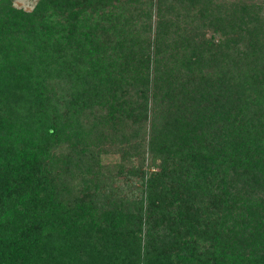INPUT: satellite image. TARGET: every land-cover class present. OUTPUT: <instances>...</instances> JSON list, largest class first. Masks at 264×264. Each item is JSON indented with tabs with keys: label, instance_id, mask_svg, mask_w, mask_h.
Segmentation results:
<instances>
[{
	"label": "trees",
	"instance_id": "1",
	"mask_svg": "<svg viewBox=\"0 0 264 264\" xmlns=\"http://www.w3.org/2000/svg\"><path fill=\"white\" fill-rule=\"evenodd\" d=\"M0 264H264V0H0Z\"/></svg>",
	"mask_w": 264,
	"mask_h": 264
},
{
	"label": "rangeland",
	"instance_id": "2",
	"mask_svg": "<svg viewBox=\"0 0 264 264\" xmlns=\"http://www.w3.org/2000/svg\"><path fill=\"white\" fill-rule=\"evenodd\" d=\"M35 0H12L13 4L17 7L30 9Z\"/></svg>",
	"mask_w": 264,
	"mask_h": 264
}]
</instances>
